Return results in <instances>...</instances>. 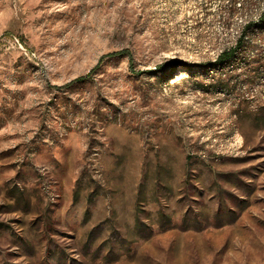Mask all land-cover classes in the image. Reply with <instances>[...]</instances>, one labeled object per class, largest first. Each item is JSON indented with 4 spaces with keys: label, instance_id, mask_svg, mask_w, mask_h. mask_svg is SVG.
Here are the masks:
<instances>
[{
    "label": "rangeland",
    "instance_id": "obj_1",
    "mask_svg": "<svg viewBox=\"0 0 264 264\" xmlns=\"http://www.w3.org/2000/svg\"><path fill=\"white\" fill-rule=\"evenodd\" d=\"M263 15L0 0V264H264Z\"/></svg>",
    "mask_w": 264,
    "mask_h": 264
},
{
    "label": "trees",
    "instance_id": "obj_2",
    "mask_svg": "<svg viewBox=\"0 0 264 264\" xmlns=\"http://www.w3.org/2000/svg\"><path fill=\"white\" fill-rule=\"evenodd\" d=\"M263 18H264V15L261 17V20ZM242 40H243V37L240 36L237 39L236 45L234 47L228 49L227 51H223L222 53H220L215 61L218 62V63H220V62H223V61L231 58L234 55V53L237 50V48L241 45ZM85 78H87V75L76 78V81L84 80Z\"/></svg>",
    "mask_w": 264,
    "mask_h": 264
}]
</instances>
